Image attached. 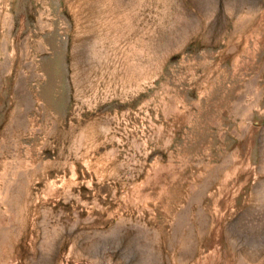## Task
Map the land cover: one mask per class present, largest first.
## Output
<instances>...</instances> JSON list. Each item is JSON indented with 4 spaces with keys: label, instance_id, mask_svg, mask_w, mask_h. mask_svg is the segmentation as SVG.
Wrapping results in <instances>:
<instances>
[{
    "label": "rangeland",
    "instance_id": "1",
    "mask_svg": "<svg viewBox=\"0 0 264 264\" xmlns=\"http://www.w3.org/2000/svg\"><path fill=\"white\" fill-rule=\"evenodd\" d=\"M0 264H264V0H0Z\"/></svg>",
    "mask_w": 264,
    "mask_h": 264
}]
</instances>
